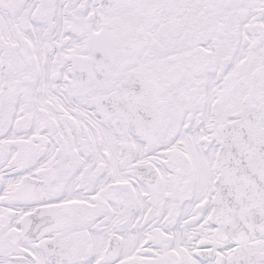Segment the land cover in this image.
Returning <instances> with one entry per match:
<instances>
[{"label":"snow or ice","instance_id":"6c2138e0","mask_svg":"<svg viewBox=\"0 0 264 264\" xmlns=\"http://www.w3.org/2000/svg\"><path fill=\"white\" fill-rule=\"evenodd\" d=\"M0 264H264V0H0Z\"/></svg>","mask_w":264,"mask_h":264}]
</instances>
